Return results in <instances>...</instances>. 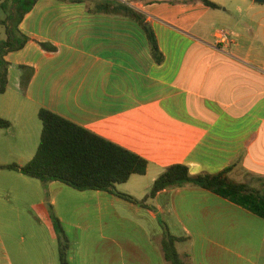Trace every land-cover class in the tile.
Here are the masks:
<instances>
[{"label":"crops","instance_id":"crops-1","mask_svg":"<svg viewBox=\"0 0 264 264\" xmlns=\"http://www.w3.org/2000/svg\"><path fill=\"white\" fill-rule=\"evenodd\" d=\"M117 1L144 16L163 62L131 17L37 0L18 23L27 42L4 56L0 165L32 159L46 108L147 161L115 187L135 200L176 163L191 175L230 168V179L263 190L264 1ZM220 29L230 42L218 43ZM146 203L0 168V264H59L49 205L68 264H168L160 222L185 238L176 249L186 264H264V219L231 201L185 184Z\"/></svg>","mask_w":264,"mask_h":264},{"label":"trees","instance_id":"trees-1","mask_svg":"<svg viewBox=\"0 0 264 264\" xmlns=\"http://www.w3.org/2000/svg\"><path fill=\"white\" fill-rule=\"evenodd\" d=\"M36 1L3 0L0 2V8L7 12L6 18L0 21L6 36L5 39H0V94L4 93L7 85L8 62L4 56L8 52L21 49L27 42L28 37L20 32L18 23L32 9ZM63 1L84 2L86 0ZM89 2L93 11L123 14L134 19L147 36L154 62L157 64L163 62L164 56L158 47L156 36L142 14L117 0ZM202 2L210 8H218L209 0H202ZM41 45L51 49L45 43ZM37 116L42 127L39 143L32 159L24 165L11 163L0 165V168L36 178L42 184L58 181L77 191H106L144 207H149L146 202L164 188L191 184L227 199L264 219V189L256 190L230 179L227 176L230 168L214 174L191 175L186 165L172 164L154 180L150 191L142 200H135L131 196L118 192L115 187L117 184L126 182L131 175L145 174L146 160L49 109L40 108ZM9 127L10 122L0 116V128ZM49 211L58 243L59 264H68V237L51 205H49ZM160 225L163 230L161 247L165 260L168 264H186L176 249V243L184 241L185 238L171 234L165 223L160 222Z\"/></svg>","mask_w":264,"mask_h":264},{"label":"rangeland","instance_id":"rangeland-1","mask_svg":"<svg viewBox=\"0 0 264 264\" xmlns=\"http://www.w3.org/2000/svg\"><path fill=\"white\" fill-rule=\"evenodd\" d=\"M88 1H91V0H88ZM6 16H7V12L0 8V19L3 20V19L6 18ZM5 37L6 36H5V32H4V26L3 25H0V39H5ZM37 121H38V118H37ZM39 135L40 134H38V132H37V137H36V141H35V147L36 148H37L38 143H39Z\"/></svg>","mask_w":264,"mask_h":264},{"label":"built area","instance_id":"built-area-1","mask_svg":"<svg viewBox=\"0 0 264 264\" xmlns=\"http://www.w3.org/2000/svg\"><path fill=\"white\" fill-rule=\"evenodd\" d=\"M217 41L218 43H227V42H230L231 39H230V36L229 34L223 30V29H220L217 31Z\"/></svg>","mask_w":264,"mask_h":264},{"label":"water","instance_id":"water-1","mask_svg":"<svg viewBox=\"0 0 264 264\" xmlns=\"http://www.w3.org/2000/svg\"><path fill=\"white\" fill-rule=\"evenodd\" d=\"M256 1L262 2V1H264V0H256Z\"/></svg>","mask_w":264,"mask_h":264}]
</instances>
